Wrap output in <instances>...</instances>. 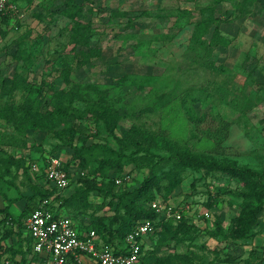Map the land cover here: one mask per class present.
<instances>
[{
	"label": "rangeland",
	"instance_id": "374dc122",
	"mask_svg": "<svg viewBox=\"0 0 264 264\" xmlns=\"http://www.w3.org/2000/svg\"><path fill=\"white\" fill-rule=\"evenodd\" d=\"M68 1L17 2V13L0 25V84L2 79L24 72L42 87L36 106L45 113L55 90L72 87L64 82L63 72H70L73 83L104 86L128 76L123 87L116 90L122 95L119 107L124 115L116 130L118 137L129 139L132 126L142 125L131 115L134 109L165 93L169 105L161 110L158 120L166 138L195 154L264 170V0H71L84 7L85 21L94 26L92 47L101 51L98 60L83 67L76 66L71 56L72 22L57 15ZM218 21L223 22L222 33L231 44L209 55L208 42ZM221 64L222 69L218 68ZM23 98V93L15 97L20 104ZM4 106L0 99V109ZM88 122L90 136L76 134L75 145L86 141L119 149L102 122L95 123L92 117ZM59 135L65 140L71 137L54 127H17L0 118V210L8 209L17 218L27 201L10 200L31 195V183L46 184L42 173L47 159L48 164L54 157L64 163L70 159L73 149L60 150ZM10 155L21 159L29 173L6 163ZM127 168V172L132 171V186L148 172L134 165ZM71 169L72 173L78 170L77 166ZM208 185L215 187V193L222 187L218 206L210 213L220 216L227 230L241 207L240 199L224 193L238 186L230 178L189 171L186 183L174 192L171 202L178 206L190 201L201 212L209 211L205 208ZM0 219H5V214ZM197 223L203 226L205 221ZM214 228L213 234L192 233L185 242L170 248L152 244L154 255H180L177 264H264V212L247 240L217 239ZM0 231L3 249L27 237L24 230L23 237H18L17 226L8 220H3ZM5 257L4 261H11Z\"/></svg>",
	"mask_w": 264,
	"mask_h": 264
},
{
	"label": "trees",
	"instance_id": "16d2710c",
	"mask_svg": "<svg viewBox=\"0 0 264 264\" xmlns=\"http://www.w3.org/2000/svg\"><path fill=\"white\" fill-rule=\"evenodd\" d=\"M222 1L226 0H217L218 3ZM84 11L83 6L70 0L57 12V15L72 22L70 42L73 47L72 55L69 56H73L78 67L90 65L101 57L100 49L92 47L94 26L91 21H85ZM11 15L13 14L0 17V25L7 22ZM222 24V21H218L208 42L209 55L221 46L229 47L231 44L222 33ZM202 26L203 24L199 25V37L202 36ZM218 68L222 69L223 65H219ZM62 78L72 87L69 90H55L45 113L36 106L40 97L37 94L42 87L30 81L24 72L20 71L13 77H6L0 84V99L5 101V106L0 109V118L17 127L31 125L38 130L57 128L68 135L71 134L69 140L59 135L61 146L58 148L73 149L70 159L63 162V169L72 175L71 179L73 178L67 190L59 191L48 181L47 159L43 164L42 173V177L46 178V184L31 183V195L21 194L10 200L12 203L20 198L27 201L18 217L14 218L8 209L0 210V215L5 214L3 220L17 226L18 237H23L22 232L26 231L27 219L45 199H52L51 208L59 214L68 215L75 221L78 229L95 231L106 245L116 251L122 249L126 236L137 224L144 220L154 221L156 229L147 236L139 264H177L181 259L180 255L175 256L172 253L164 257L154 255L155 248H152V244L170 248L174 243L185 242L192 233L213 234V227L217 239L222 236L231 240H247L252 237L264 212V170L240 165L236 161H218L195 154L190 148L166 138L158 120L161 110L169 105L165 93L157 95L144 107L134 109L131 115L142 122V125L132 126L129 139L118 137L116 130L124 115L119 107L122 95L121 92L116 93V90L117 87H123L129 77L124 76L117 80L115 85L110 86L73 83L68 71L62 73ZM18 93H23L24 96L21 104L15 99ZM193 114L191 117L196 119ZM91 117L95 123H103L108 133L116 139L119 149H114L107 143L87 144L86 141L81 145L73 143L76 134L83 135L84 138L90 136L88 118ZM144 120H149V123ZM152 124L157 128H152ZM127 140L131 141L128 143ZM129 144L134 147L133 150H130ZM6 163L19 171L29 173L28 167H25L19 158L10 155ZM128 165L148 171L137 186H132L133 180L126 178L124 184L116 183V180L127 172ZM73 166H77L78 170L72 173ZM189 171L201 172L207 176L219 173L238 184L236 190L224 191L241 200L240 213L231 219L227 230L223 227L220 216L215 214L211 219H203L205 224L199 226L189 218L180 221L167 220L152 209L153 202L163 204L171 202L174 192L186 183V174ZM128 176L132 179V171H129ZM28 179L30 181L32 178ZM190 184L193 189L195 181ZM208 187L209 196L205 208L213 211L218 206L217 197L222 187L216 193L213 191L215 190L213 185ZM3 220L0 219V225ZM2 247L0 246V264H6L5 256L12 264H32L38 260V255L33 252V240L28 234L26 238H19L11 247L5 249ZM16 255L21 256V259L16 258Z\"/></svg>",
	"mask_w": 264,
	"mask_h": 264
},
{
	"label": "built area",
	"instance_id": "2783aa9c",
	"mask_svg": "<svg viewBox=\"0 0 264 264\" xmlns=\"http://www.w3.org/2000/svg\"><path fill=\"white\" fill-rule=\"evenodd\" d=\"M19 10L14 0H0V17L16 14ZM47 179L59 191L67 190L73 178L63 169V161L54 157L49 162ZM126 172L116 180L118 185L124 179L130 180ZM52 199L43 200L26 222V232L33 240V252L38 260L32 264H139L147 236L154 233L156 223L144 220L126 236L120 251L106 245L95 231H81L65 213L51 208ZM152 209L167 220L180 221L189 218L194 222L211 219L210 211H200L191 203L182 201L178 206L153 202ZM10 264V261H6Z\"/></svg>",
	"mask_w": 264,
	"mask_h": 264
}]
</instances>
